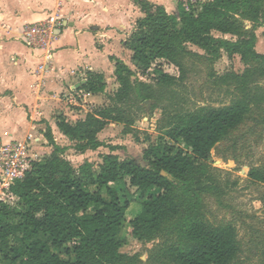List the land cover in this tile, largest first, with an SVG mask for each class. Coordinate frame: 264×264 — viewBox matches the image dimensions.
I'll return each instance as SVG.
<instances>
[{"label": "trees", "instance_id": "trees-1", "mask_svg": "<svg viewBox=\"0 0 264 264\" xmlns=\"http://www.w3.org/2000/svg\"><path fill=\"white\" fill-rule=\"evenodd\" d=\"M263 2L214 0L192 6L189 11L178 4V13L170 14L162 5L136 0L144 16L125 43L136 70L111 58L119 88L110 97V105L94 108L75 124L60 117L59 130L78 152L105 147L99 134L110 124L135 126L133 109L144 112L142 103L156 100L157 90L177 84L175 76L162 71L154 76L151 72L159 61L183 72L189 45L213 59L226 52L264 67V54L256 51L255 37L243 35V21L256 19ZM215 32L238 40L216 37ZM139 72L145 81L138 78ZM262 76L264 71L258 75L253 70L233 75L238 95L228 106L172 115L173 125L165 137L173 145L161 142L151 146L143 153V163L115 155L121 147L111 146V153L102 155L99 168L87 161L77 172L64 156L67 148L56 144L48 128L45 137L53 146L52 153L34 163L12 186L11 193L17 199L14 206L0 202V264H137L136 259L121 252L127 244L125 225L130 227L132 238L144 241L176 219L182 222L184 245L167 249L170 262H236L242 251L237 229L204 222L198 208L199 193L209 190L211 177L206 162L212 150L264 103V89L257 79ZM106 88L104 76L92 72L81 85L93 95L105 94ZM249 176L264 184V171L252 170ZM127 182L141 199V212L129 221L127 212L133 202L124 194L126 189H120Z\"/></svg>", "mask_w": 264, "mask_h": 264}, {"label": "rangeland", "instance_id": "rangeland-1", "mask_svg": "<svg viewBox=\"0 0 264 264\" xmlns=\"http://www.w3.org/2000/svg\"><path fill=\"white\" fill-rule=\"evenodd\" d=\"M175 2L178 6L177 0ZM243 25L244 37L254 36L256 51L264 54V2L259 16L243 21ZM214 35L238 40L236 36H224L218 32ZM188 49L190 53L185 58L183 72L165 61L155 65L151 75L159 76L162 71L178 78V82L171 89L157 90L156 100L143 102L144 112L136 113L133 109L132 114L137 117L135 126L110 124L100 135V140L106 146L82 155L74 149L75 144L72 142L69 145L60 142L67 148L65 158L74 165L77 172L87 161L99 168L102 155L111 153V146L121 147L114 152L115 155L130 156L143 163V153L151 146L161 142L173 145L165 137L166 131L173 125L172 115L228 106L238 95L232 81L233 75H242L247 70L258 71V75H261L264 71L260 64L244 62L238 55L230 57L222 52L221 57L213 59L196 46L189 45ZM126 60L136 70L128 57ZM138 78L145 81L140 72ZM257 79L264 89V76ZM115 85L114 82L108 85L104 107L110 105V97L117 91ZM91 106L89 104V110L93 111ZM40 151L43 150L33 148L38 161L53 150H45L44 154ZM206 165L211 180L208 181L209 190L199 193L200 218L212 227L232 225L237 229L242 251L233 264H264V184L254 182L249 176L252 170L264 171V103L255 107L237 130L216 145ZM120 189H126L124 194L133 202L127 212L129 221L141 212L138 204L140 194L128 182L127 185L121 184ZM187 209L188 206L184 211ZM181 224L180 219L170 221L154 237L144 241L132 238L129 235L130 227L126 224L124 230L127 244L121 252L136 259L137 264H173L167 259L166 252L170 247L184 245L180 237Z\"/></svg>", "mask_w": 264, "mask_h": 264}, {"label": "crops", "instance_id": "crops-1", "mask_svg": "<svg viewBox=\"0 0 264 264\" xmlns=\"http://www.w3.org/2000/svg\"><path fill=\"white\" fill-rule=\"evenodd\" d=\"M135 1L0 0V139L30 142L32 150L41 148L44 154L53 150L45 137L51 128L57 145L71 143L59 130L57 119L75 124L92 111L89 104L104 107L108 85L114 82L119 88L111 58L131 66L126 58L131 61L132 53L125 43L144 16ZM148 1L164 6L170 14L178 13L175 0ZM52 14L61 16L63 26L53 44V60L44 71V52L27 48L21 32ZM89 72L104 76L105 94L81 89Z\"/></svg>", "mask_w": 264, "mask_h": 264}, {"label": "built area", "instance_id": "built-area-1", "mask_svg": "<svg viewBox=\"0 0 264 264\" xmlns=\"http://www.w3.org/2000/svg\"><path fill=\"white\" fill-rule=\"evenodd\" d=\"M214 0H177L189 11L192 6L202 5ZM63 26V19L52 14L47 19L26 25L21 32V41L31 51L44 52L46 63L41 69H49L53 60V44ZM38 162L30 142H5L0 139V202L13 204L17 199L11 193L12 186L25 177Z\"/></svg>", "mask_w": 264, "mask_h": 264}, {"label": "water", "instance_id": "water-1", "mask_svg": "<svg viewBox=\"0 0 264 264\" xmlns=\"http://www.w3.org/2000/svg\"><path fill=\"white\" fill-rule=\"evenodd\" d=\"M162 175L165 176V177H169V178H171L170 175L167 174L166 172H163Z\"/></svg>", "mask_w": 264, "mask_h": 264}]
</instances>
